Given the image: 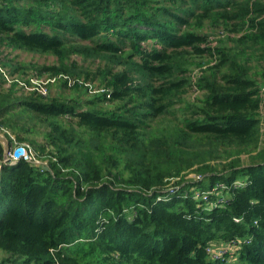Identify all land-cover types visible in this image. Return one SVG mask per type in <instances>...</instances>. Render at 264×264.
<instances>
[{
    "label": "trees",
    "instance_id": "1",
    "mask_svg": "<svg viewBox=\"0 0 264 264\" xmlns=\"http://www.w3.org/2000/svg\"><path fill=\"white\" fill-rule=\"evenodd\" d=\"M0 46L91 94L22 95L0 59V130L49 128L48 166L0 143V264H264V0H0Z\"/></svg>",
    "mask_w": 264,
    "mask_h": 264
},
{
    "label": "rangeland",
    "instance_id": "2",
    "mask_svg": "<svg viewBox=\"0 0 264 264\" xmlns=\"http://www.w3.org/2000/svg\"><path fill=\"white\" fill-rule=\"evenodd\" d=\"M204 30H206L207 32L211 31V27L208 24V22L206 23ZM217 39L218 38L212 39L213 45L217 44ZM223 39H226V37H223ZM0 59L4 61L8 60L11 63L10 64L11 66L17 63H21L25 65L26 67H28L25 73H23L22 71H18L14 75L15 78L18 77V79L20 80L19 85L17 87L20 89L19 93L22 95L28 94L30 90L35 88V86L39 87V89H42L44 95H48V94L51 96L61 95L63 97H74V98H78V97L83 98V97H88L89 95H91L90 93L85 92V91L63 86L61 79L51 76L48 73H45L41 76L37 75V70L35 69L34 65L54 63L56 61V57L52 54L37 53V52H31L25 49H12V48H6L4 46H0ZM207 60H208V56L197 57L196 59V61H201V62H206ZM250 64L252 66L253 75L257 77L258 79H260L261 74L258 73V71L262 68V66L259 64L257 59H251ZM10 65L9 66L4 65L1 68V71L6 72L8 75V78H7L8 82L6 83L7 86H9L11 79L14 78L8 73V70H10ZM202 66L193 65L192 68L194 69V72H199L202 68L206 67L207 65H202ZM28 79H31L32 81L31 85L27 83ZM198 93H199L198 90L194 91L192 89L187 94V97L188 99L194 98ZM24 124L28 127H31V129L29 131L21 130L22 135L27 138V140L21 143H29L34 148V150L40 155L39 158L42 159L44 163H48L49 156L42 155V152H40V150L37 149V145L31 142L32 140H36L37 143L39 144L44 143L46 133L49 131L47 123L45 122L43 118L36 117L31 120L26 119ZM7 131L17 142H19L16 138V135H17L16 131L8 130V129ZM10 146H11V143H10ZM242 157H243V160L246 162L251 161V158L248 154H243ZM195 174L196 172H192L190 173L189 176L192 177ZM14 264H33V263H27V262H23L22 260H18Z\"/></svg>",
    "mask_w": 264,
    "mask_h": 264
},
{
    "label": "built area",
    "instance_id": "3",
    "mask_svg": "<svg viewBox=\"0 0 264 264\" xmlns=\"http://www.w3.org/2000/svg\"><path fill=\"white\" fill-rule=\"evenodd\" d=\"M39 90L43 93L42 89H39ZM19 147H21L23 151L19 155H16V150ZM39 157L40 155L34 150V148L29 143H19L15 139H14V143L11 144L10 150L8 153V158L10 159L12 163L23 158L36 165L48 166V163H44L43 160L40 159ZM237 246L238 244L235 241H232L225 245L224 244H221V245L212 244V246L208 247V251L213 253L215 257H220V256H223L228 251H233Z\"/></svg>",
    "mask_w": 264,
    "mask_h": 264
},
{
    "label": "water",
    "instance_id": "4",
    "mask_svg": "<svg viewBox=\"0 0 264 264\" xmlns=\"http://www.w3.org/2000/svg\"><path fill=\"white\" fill-rule=\"evenodd\" d=\"M0 143L3 145L4 148V156H3L4 163L11 162L10 159L8 158V153L10 150V140L8 136L1 131H0ZM22 151L23 149L21 147L17 148L16 155H19ZM2 168H3V161L0 159V179L2 176Z\"/></svg>",
    "mask_w": 264,
    "mask_h": 264
}]
</instances>
